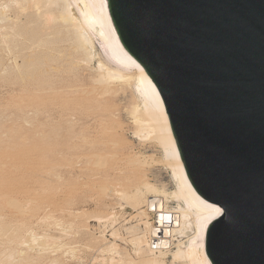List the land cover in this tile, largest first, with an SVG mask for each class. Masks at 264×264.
<instances>
[{
	"label": "rangeland",
	"instance_id": "obj_1",
	"mask_svg": "<svg viewBox=\"0 0 264 264\" xmlns=\"http://www.w3.org/2000/svg\"><path fill=\"white\" fill-rule=\"evenodd\" d=\"M10 1L0 0V6H4L0 9L7 5L5 11L9 10L10 17H14L16 11L21 12L18 21L22 23L16 29L21 32L14 35L15 39L5 40L0 30V264H113L109 263L110 255L100 251L110 241L118 245L122 255L138 260L128 240L132 237L129 228L140 222L137 224L140 226H135L137 231L149 236L143 231L145 227L141 221L150 220L151 212L146 210L147 218L140 214L127 219L135 212L115 190L126 186L124 188L131 191L133 185L140 183L129 163L134 155L145 156L147 160L138 170L140 176L158 187L162 184L167 189L172 188L167 170L160 162V148L153 140H141L144 138L133 135L135 125L128 105L130 89L114 93L102 84L80 91L72 88L77 83L71 76L76 55L65 32L59 36L62 41L58 40L61 59L53 63L52 72L59 74V82L61 75L67 76L70 86L55 93L44 92L40 82V57L44 51L40 50L39 38L31 39L25 30L38 22L34 18L33 23L25 24V14L33 11L30 5L22 1L20 4L27 6L24 9L19 3ZM49 52L55 54L53 50ZM44 111H49L50 117ZM71 111L79 115L76 125L66 120V114ZM112 111L114 115L107 120L113 122L114 130L107 132L96 128L100 124L97 113L108 115ZM114 139H119L120 145L108 143ZM11 200L13 203L9 202ZM95 215L102 216L99 222ZM16 227L21 228L18 233L13 232ZM112 231H116L118 237H113ZM33 232L46 237L34 242ZM20 237L29 240L20 245L17 241ZM37 243L40 246H36ZM165 260V264H181L172 262L170 256Z\"/></svg>",
	"mask_w": 264,
	"mask_h": 264
},
{
	"label": "water",
	"instance_id": "obj_2",
	"mask_svg": "<svg viewBox=\"0 0 264 264\" xmlns=\"http://www.w3.org/2000/svg\"><path fill=\"white\" fill-rule=\"evenodd\" d=\"M109 4L124 45L168 101L190 182L233 217L210 226L209 258L264 264V0ZM152 20L149 33L141 21Z\"/></svg>",
	"mask_w": 264,
	"mask_h": 264
},
{
	"label": "bare ground",
	"instance_id": "obj_3",
	"mask_svg": "<svg viewBox=\"0 0 264 264\" xmlns=\"http://www.w3.org/2000/svg\"><path fill=\"white\" fill-rule=\"evenodd\" d=\"M22 1L24 3L26 2L27 6L30 5V9L33 10L31 13H24L27 18L25 19L27 20L25 21V24L26 22L29 24L33 23L34 18H36V21L38 22V24H36V26L34 27L26 26L28 28H26L25 30H27L26 32L31 35V39L39 38L40 50L44 51L40 57V61L42 63L40 82L43 85V91L46 93H55L63 91V89H67V87L70 86V83L67 82V76L61 75L59 82L57 79L59 77V74L52 72L53 63H58L61 59L59 58L60 55L58 54H61L60 52L62 51V49L58 45L60 42H58V40H61L59 39L60 34L65 32L68 35L67 40H70V42L72 43V48L76 55V66L71 72V76L75 81H77V83H74V87L72 88H75L76 91H80L82 88H85L87 86L92 87L95 84H102L105 87H110L114 93H121L126 89H128L129 92L130 89L129 97H131V100L128 99L130 100V104L128 105L129 113L135 125L133 135L139 137V139L144 138L141 140L149 139L157 143L160 148V162L167 170L169 180L172 184V188L167 189L168 187L166 188L165 185L162 186L161 184V186L158 187L154 183L149 182L144 178V176H140V172L138 171L141 169V166L143 164H147L145 156L142 158V156L134 155L135 157L129 158V163L131 164V167L135 169L134 171L137 175H135L137 177L135 179H139L140 183L133 185L131 191H127V189L124 188L126 186L122 188L120 186L121 184L118 185L120 187H117L116 190L114 188L116 193L120 195V198L125 199L127 203L130 204L132 211L135 212L127 219L133 218L135 217V215L140 216V214L146 217V210L152 206L154 201H156L157 207L159 206L162 208L164 202V204H166L167 200H172L177 203V205H175V207L177 206V209L175 208V210L176 212H178L179 222L177 226H173L171 229L164 231V235L162 237V247L159 249L158 253H153L147 250L146 240L148 239H146V237L148 236H145L146 234L137 231L138 228L135 227L140 226L137 225L140 222L133 225L131 224L132 227L129 228V233L131 234L129 235H131L132 237L128 239L135 248L134 250L136 252L137 258H139L138 260L128 257L127 254L122 255L121 251L118 248V245L115 242L111 241L106 245L103 241V244L105 246L102 245L103 247L100 249V251L104 252L105 254L108 253L110 255L108 256L110 258L109 263L111 261L113 262V264H165V258L167 256L171 257L172 262L178 261L181 264H213L206 251V241L210 226L215 221V219L218 218L216 217L211 220L209 219L210 216H213V213L211 212V208L209 206L218 205L203 198L190 182L181 160L174 135L172 133L168 115H166L165 106L164 108L160 107V101L162 100V98L161 96L156 95L158 90L151 80L150 76L146 72L145 68L128 51L123 41L121 40L111 13L109 0H12L10 2H14L18 5V3L20 4ZM1 6H3V4ZM6 6L7 5H5V8ZM22 7L25 9V4H20V8ZM5 8L0 9V30L2 37L5 40H8L10 37L14 38V35L16 36L20 34V29H16L20 28L19 26L22 23V20L18 21V14H21V12L16 11L14 17H10L7 14L9 10L8 12H6ZM24 14H22V16ZM14 39L11 38V41H14ZM7 46L8 45H6V47ZM49 50L55 51V54L50 53ZM9 51L10 52L8 53H11V50ZM15 56L17 57V55ZM32 63L33 62L27 65H31ZM15 64L17 63L15 62ZM21 64L23 65V61L21 62ZM5 69L8 68L5 67ZM17 69H19V67ZM44 112H46V115L50 117L51 113H49V111ZM66 115L67 119H65L69 122V124L76 125L77 117L79 115L72 111L67 113ZM113 115L114 111L110 112L108 115L97 113L98 119H100V124L96 128L101 129V131L107 132H111L112 130H114L112 124L113 122L109 123V120H107L109 116ZM82 135H84V133ZM108 141V143L111 145H120L119 139ZM91 145L95 147L94 143ZM13 200L9 202H12ZM144 201L146 202L144 203ZM12 203H9V205ZM144 205H146V208L143 207ZM94 217L96 218V220L98 219V222L102 218V216L99 215H95ZM110 217L109 219H111ZM107 219L103 221L105 222ZM141 223H143L145 227V230L143 231L148 232L150 236H157L149 219H143ZM20 229L21 228L16 227L13 232L18 233ZM112 232L113 235H115L113 237H118L117 233H114L116 231ZM174 235H184L186 238L184 241H181L178 237H176L177 243H175L172 242ZM40 237H42V235L36 236V234L33 232L31 239L35 242L39 240ZM44 237L46 236H43L42 238ZM51 238L54 239L53 237ZM26 240H29L28 237ZM26 240L22 237L17 239L18 244L20 245L24 244ZM43 241H45V239ZM39 244L40 243H37L36 246H40ZM172 244L177 247L175 249H171ZM97 247H99V245ZM70 250L72 251L74 249ZM70 250L68 249V251ZM25 252L26 251H24L23 253L27 254ZM14 254L15 253L11 254V257ZM116 256L118 257V259H114V257ZM8 257H10L9 254ZM12 261L13 260H11L9 263H11Z\"/></svg>",
	"mask_w": 264,
	"mask_h": 264
},
{
	"label": "built area",
	"instance_id": "obj_4",
	"mask_svg": "<svg viewBox=\"0 0 264 264\" xmlns=\"http://www.w3.org/2000/svg\"><path fill=\"white\" fill-rule=\"evenodd\" d=\"M155 203L156 201L153 202V206L151 208L149 207L147 211L151 212L150 222L157 236H148L146 248L148 251L158 253L159 249L162 247V237L164 235V231L171 229L173 226H177L179 222V215L175 210L174 202L166 201V204H164L165 202L163 203L162 208L155 207ZM144 208H146V205H144ZM178 238L181 241H184L186 237L184 235H179ZM172 242L177 243L176 237L173 238ZM173 246L174 244L171 245L172 248Z\"/></svg>",
	"mask_w": 264,
	"mask_h": 264
},
{
	"label": "snow or ice",
	"instance_id": "obj_5",
	"mask_svg": "<svg viewBox=\"0 0 264 264\" xmlns=\"http://www.w3.org/2000/svg\"><path fill=\"white\" fill-rule=\"evenodd\" d=\"M141 24L143 27L146 28L147 31H149V33L154 32L155 31V21H141ZM157 96H160L161 93L157 92L156 93ZM168 103L167 99L165 98L164 100L160 101V107L164 108V106ZM170 113H168L166 111V115H168ZM176 132H177V140H179V128H176ZM211 208V212L213 213V216H210L209 219H214L216 217L219 218V220L217 221V223L223 221L224 223H228L229 221H231L233 219L232 215L230 214L229 210L226 207H218L215 205H210L209 206ZM227 217V219H225Z\"/></svg>",
	"mask_w": 264,
	"mask_h": 264
}]
</instances>
